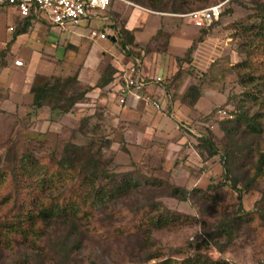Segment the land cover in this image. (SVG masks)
Wrapping results in <instances>:
<instances>
[{
  "label": "rangeland",
  "instance_id": "rangeland-1",
  "mask_svg": "<svg viewBox=\"0 0 264 264\" xmlns=\"http://www.w3.org/2000/svg\"><path fill=\"white\" fill-rule=\"evenodd\" d=\"M240 1L185 0L175 5V0H161L160 7L167 11H158L130 0H114L100 17L103 20L61 29L39 18L20 35L15 34L21 19L17 8L8 6L0 12V172L9 173L13 160L24 156L35 165L55 170L63 146L71 143L93 151L101 148L110 171L127 173L140 182L104 212L77 224L78 236L74 234L71 241L81 239V249L72 250L68 263H58L52 256L51 249H58L55 235L66 233V226L52 222L43 231L50 237L37 241L36 248L19 242L1 245L0 264L21 263L24 256L25 264H130L137 255L157 251L159 257L149 262L156 264L166 257L180 260L191 256L197 249L219 264H264V220L257 213L261 210L264 214V174L252 189L240 194L241 199L229 185H221L222 152L233 148L228 149L231 143L220 121L234 117L231 111L240 107L249 115L258 112L264 118L263 71L256 64L250 70L235 67L245 57L238 26L251 15L252 5L251 0ZM220 3L219 19L192 57H187V46L201 36L200 28L172 12L173 6L187 12ZM129 6L137 25L133 28L138 33L136 49L144 55L143 70L164 60L167 96L161 103L164 106L167 97V108L172 101L171 114L163 107L154 111L146 103L131 109L120 107L106 90L112 82L105 89L94 87L107 64L115 67L121 61L138 60L135 54L124 55L110 37H91V31L106 25L108 35L115 39L113 25H125ZM229 8V13L222 14ZM173 35L177 43L171 48ZM16 59L24 60L23 65L17 66ZM259 59L257 55L253 58ZM31 66H37V71L32 73ZM157 71L163 74L162 69ZM74 74L79 77L78 88H91L84 102L66 114L47 106L33 108L30 88L36 75L51 80ZM247 75L253 77L252 82L245 83ZM196 84L202 91L198 101L193 106L182 102L181 95ZM208 134L219 151L217 155L209 156L197 148L198 138ZM235 145L228 164L242 187L254 173L252 165L258 154L264 152V130L259 137H236ZM6 178L11 179L9 175ZM26 181L21 196L30 198L35 183ZM173 185L190 192L186 200L171 194ZM13 187L5 183L0 195L10 194ZM239 202L242 210L252 213L251 219L248 216V221H238L230 241L219 237L215 243L203 242L207 240L204 231L214 223L242 214ZM160 215L169 217L168 225L154 228L147 222V218Z\"/></svg>",
  "mask_w": 264,
  "mask_h": 264
},
{
  "label": "trees",
  "instance_id": "trees-1",
  "mask_svg": "<svg viewBox=\"0 0 264 264\" xmlns=\"http://www.w3.org/2000/svg\"><path fill=\"white\" fill-rule=\"evenodd\" d=\"M130 1L158 11H167L160 7L159 3L161 4V0ZM139 1H145L146 3L142 4ZM175 1V5L177 2L180 5L179 1L184 3L185 0ZM229 1L230 3L234 1L241 4L240 0ZM251 4L249 6L251 15L238 26V32L243 41L241 49L245 57L243 62L235 65V67H237L238 71L250 70L251 65L256 64L263 71L262 76L264 77V0H251ZM174 6L171 11L175 14H182V11H185L180 8H174ZM110 8L108 7V10ZM229 11L230 8L222 12V14H227ZM33 20L34 17L32 15L21 18L15 34L27 33L32 26ZM216 22L214 21L212 24L200 28L201 36L194 39L186 49L185 54L187 57H192L198 43L203 41V37ZM113 28L114 42L116 41L119 44L123 54L127 56L135 54L137 59L142 62L144 55L139 49H136L137 45L134 43L133 30L126 28L125 25H120L117 28L114 24ZM100 30L103 31V29ZM160 31L161 29L156 32V35ZM110 38L112 40L114 37L110 36ZM256 55L260 58L259 60H253ZM3 57V52H1V58ZM188 61H191V59ZM127 63L130 64L131 61H127L125 64ZM120 64L125 65L123 61ZM117 73L118 69L112 64H107L94 87L105 89V86L114 80ZM164 81L165 79L160 82L163 93L157 94L161 100L164 95L167 96V90L165 91L167 86L163 84ZM252 81L253 77L247 75L245 83ZM78 82L79 77L76 74L64 79L53 77L51 80H45L43 77L36 75L30 88L33 96V108L38 109L47 106L49 109L59 111L62 114L70 112L74 106L87 99V93L91 89L89 87L78 88ZM114 88L109 87L106 90L113 91ZM201 95L200 85H192L181 95V101L193 106ZM172 105V101H169L168 107H164L166 108L165 112L171 114L173 111ZM147 106L154 111H161L149 104ZM231 112L234 117L226 118L219 123L225 137L231 143L228 149L233 148L230 152L227 149L222 152L221 159L224 170L222 172L223 181L221 185H229L231 189L238 193L237 196L241 199L240 194L243 191L247 192L252 189L253 183L264 174V152L258 154L257 162L252 165L254 173L245 181L242 187H239V178L232 173L228 162L234 154V148H236V137H259L264 130V118L258 112L249 115L242 107L238 111ZM101 142L103 143V140ZM197 148L206 151L209 156L217 155L219 152L215 148L209 134L198 138ZM63 150V154L56 160L57 168L55 170H50L45 165H35L33 162H29L27 156H24L20 160L16 158L13 160L9 173L0 172V188L5 183L14 186L10 194L0 195V246L7 247L11 246L12 243L19 242L27 247L36 248L37 241L50 237V234H44L43 231L50 227L52 222H57L63 227L66 226V233L55 235L58 249H51L52 256L57 259L58 263L64 261L68 263L67 260L72 254V250L79 249V247L81 249V239L71 241L76 231H79L77 224L82 220L90 219L94 213L104 212L118 198L129 193L131 189L136 188L140 183H138L135 176L110 171L106 166L107 162L104 159L101 148L93 151L91 147L68 143L63 146ZM6 175H9L10 181L6 178ZM27 179L32 180L30 181L32 185L33 182L35 183V189L31 187L35 191L30 198L21 196V193H23L21 191L28 183ZM170 192L181 200H186L190 193L187 189L177 185H173ZM239 206V212H242V214L238 213L236 217L230 220L214 223L212 227L204 231V236L207 240L205 239L203 242L215 243L219 237L230 241L235 236L238 221H248V216L250 219V216H252L251 212L241 209L242 203L239 202ZM201 210L204 211V209ZM257 213L264 220L262 211L257 210ZM147 222L154 228H160L169 224V217L160 215L156 219L147 218ZM53 248L55 247L53 246ZM200 250L197 249L193 255L183 257L180 260L166 257L159 260L156 264H219L218 261L210 259ZM158 257L159 253L157 251L153 253L145 252L143 256L137 255L135 260L130 261V264H151L149 262ZM26 261L27 259L24 256L20 260L21 263L17 264H25Z\"/></svg>",
  "mask_w": 264,
  "mask_h": 264
},
{
  "label": "built area",
  "instance_id": "built-area-1",
  "mask_svg": "<svg viewBox=\"0 0 264 264\" xmlns=\"http://www.w3.org/2000/svg\"><path fill=\"white\" fill-rule=\"evenodd\" d=\"M114 0H0V11L8 6H15L21 18L32 15L34 19L44 18L52 25L61 29L78 26L90 22L104 13ZM124 1V0H118ZM222 4H214L205 8L189 11L183 14L197 27L210 25L219 19ZM13 27L10 26L9 30ZM91 37L105 39L108 37V28L103 31H91ZM17 66L23 65L21 59H16ZM121 74L113 83L114 94L120 107H134L138 103H146L155 109L161 110L162 100L148 90L149 84L160 82L162 78L156 77L153 81L145 80L141 76L138 60L130 64L120 65ZM112 86V85H111ZM112 86V87H113Z\"/></svg>",
  "mask_w": 264,
  "mask_h": 264
},
{
  "label": "crops",
  "instance_id": "crops-1",
  "mask_svg": "<svg viewBox=\"0 0 264 264\" xmlns=\"http://www.w3.org/2000/svg\"><path fill=\"white\" fill-rule=\"evenodd\" d=\"M123 2V1H122ZM130 3V2H129ZM130 5H132L131 7H133V5L134 4H132V3H130ZM136 5V4H135ZM137 7H140V6H138V5H136ZM130 7V6H129ZM131 7H130V14H129V16H128V18L126 19V21H125V27L126 28H128V29H130V30H133L134 31V27H136L137 25H135V19H132L131 17H132V10H131ZM140 8H142V7H140ZM142 10H144L145 11V9H143L142 8ZM0 12H3V10H1ZM99 19H101V20H103V19H105L104 17H102V18H99ZM132 19V20H131ZM130 20H131V22H130ZM101 27H103V30H105V28H108V27H104V26H101ZM132 28V29H131ZM133 34H134V43L136 44L137 43V41H136V39L138 40V37H137V32H133ZM186 34H187V32H186ZM175 38H177L176 36H172L171 37V39H170V42H169V46L171 47V48H173L174 47V45L177 43L176 42V40H174ZM110 40H111V38H110ZM114 38L111 40L112 42H114ZM176 42V43H175ZM188 42V41H187ZM192 42V41H191ZM191 44V43H190ZM189 44V45H190ZM189 45L187 46V47H189ZM36 59L37 60H39L40 58L37 56L36 57ZM24 61V60H23ZM28 65V64H27ZM119 65V64H118ZM118 65H116L115 66V68L116 69H119L118 68ZM165 64H164V60H162L160 63H156V65L154 64V63H152V65H149V69H147V70H143V60H142V62L140 63V71H141V76L145 79V80H151V81H153L156 77H161V78H163V79H165L166 77H165V74H166V72H165ZM36 67V68H35ZM37 66H31V70H33L32 71V73L33 72H35V71H37ZM159 68V69H158ZM160 69H162L163 70V74L161 73V74H159L158 73V71L157 70H160ZM28 71H30V70H28ZM31 72V71H30ZM161 86V83L160 82H156L155 84H149L148 85V90H150L151 92H154L156 95L157 94H162L163 93V90L161 89L162 87H160ZM166 105V99H165V101H164V106ZM163 106V107H164ZM133 108V107H132ZM129 109H131V108H129Z\"/></svg>",
  "mask_w": 264,
  "mask_h": 264
},
{
  "label": "clouds",
  "instance_id": "clouds-1",
  "mask_svg": "<svg viewBox=\"0 0 264 264\" xmlns=\"http://www.w3.org/2000/svg\"><path fill=\"white\" fill-rule=\"evenodd\" d=\"M191 11H193V10H191ZM188 12H189V11H188ZM186 13H187V12H186ZM183 14H185V13H182V14H181L182 17H184ZM102 15H104V13L99 14V17H98L97 19H99ZM20 18H21V17H20ZM216 21H217V20H216ZM90 22H91V21H90ZM86 23H89V22H86ZM212 23H213V22H212ZM212 23H211V24H212ZM206 26H208V25H206ZM199 28H201V27H199ZM10 31H13V29L10 30ZM99 31H101V30H99ZM108 37H110V36L108 35ZM108 37H107V38H108ZM138 61H139V60H138ZM139 63H141V62L139 61ZM119 65H121V64H119ZM118 68H119V69H118V73H117V75L114 77V80L112 81V86H113V83H115V80H117L118 76L121 74L120 66H118ZM140 72H141V71H140ZM149 80H150V79H149ZM162 80H163V78H162ZM162 80H161V81H162ZM161 81H160V82H161ZM112 86H110V87H112ZM113 87H114V86H113ZM110 91H111V94L113 95V94H114V92H113L114 90H113V91H112V90H109L108 93H109ZM113 97L117 99V95H113ZM162 107H163V106H162ZM125 108H132V107H131V106H125ZM163 108H164V107H163ZM163 108H161V110H162Z\"/></svg>",
  "mask_w": 264,
  "mask_h": 264
}]
</instances>
